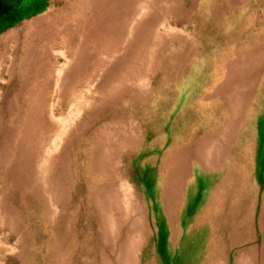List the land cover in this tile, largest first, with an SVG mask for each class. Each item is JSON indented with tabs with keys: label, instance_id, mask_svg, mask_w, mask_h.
<instances>
[{
	"label": "bare ground",
	"instance_id": "bare-ground-1",
	"mask_svg": "<svg viewBox=\"0 0 264 264\" xmlns=\"http://www.w3.org/2000/svg\"><path fill=\"white\" fill-rule=\"evenodd\" d=\"M190 2L197 8V0ZM208 2L204 9L214 14L209 20L219 44L232 45L237 35L246 34L242 59L213 52L180 88L187 63L196 56L167 44L157 54L160 77L155 85L161 94L149 105L147 97L118 83V65L99 77L92 94L87 82L85 95L80 85L72 86L79 99L65 117L60 112L64 94L47 98L52 86L45 77L47 56L30 47L45 21H24L19 32L11 29L9 39L27 50V71L11 68L0 104V219L20 221L18 211L25 209L29 222L36 225V220L49 235L46 264H107L111 258L122 264L140 233L144 212L153 217L151 227L164 237L168 254L178 242L175 229L186 222L180 253L196 257L197 264L213 263L210 238L227 233L225 240L231 241L244 210L243 228L253 227L258 186L250 177L257 171L255 159L260 162L264 153V19L250 23L249 15H217L222 1ZM154 19L143 24L138 42L149 40ZM138 31L128 30L131 36ZM83 39L87 45L90 36ZM134 41L128 39L122 49L131 50ZM184 87V105L174 111ZM60 89L56 82L54 93ZM213 141H220L215 154L210 152ZM62 143L59 156L51 159ZM124 173L148 195L150 209L139 216L122 197L121 191L128 190ZM28 235L24 232L23 241Z\"/></svg>",
	"mask_w": 264,
	"mask_h": 264
},
{
	"label": "rangeland",
	"instance_id": "rangeland-1",
	"mask_svg": "<svg viewBox=\"0 0 264 264\" xmlns=\"http://www.w3.org/2000/svg\"><path fill=\"white\" fill-rule=\"evenodd\" d=\"M221 1L222 11L217 15H249L250 23L264 19V0ZM207 6H209L208 0H199V2L197 0V8L192 6L190 0H0V104L11 68L16 66L19 71H27L25 67L27 50L24 49V43L14 42L8 37L10 32L14 34L11 30L14 27H17L16 30L19 32L24 21H45L46 27H41L37 41L35 43L34 40L31 41L30 47L37 51V55L47 56L44 65L47 69L45 77L48 76L49 83L52 85L51 90L49 87L47 98L49 97L50 100L53 97L55 100L59 93L64 94L61 97L60 112L65 117L69 106L72 103L74 105L79 99V97H74L73 91H70L72 86L80 85L82 95H85L84 87L89 83L91 87L89 93L92 94L94 84L98 83L107 71L118 65V72L121 76L116 77L119 80L118 83L127 85L138 97H147L146 104L149 105L155 97L161 94L155 85L160 77L157 54L166 48L167 44L178 47L185 55L195 54L196 56L187 63V74L189 75L186 74L182 79L180 88L187 80L186 77L199 72L205 65L206 59L214 56L213 52L223 50L226 56L229 55L236 60L242 59L246 34L243 31L241 35H237L236 42L232 45L219 44L216 41L217 32L212 28L213 26L211 27L209 20V15L214 14L204 9ZM200 15L208 16L200 18ZM153 18H155L154 27L149 32V40L145 43V38L142 37V40L138 42V37L144 32L143 29L145 30L143 24ZM162 25L164 27H161ZM131 26L134 32L139 30L132 36L128 32ZM260 28L264 29V23ZM35 33L37 34L36 27ZM23 34H19L20 38ZM88 36L90 39L85 45L83 38ZM132 37L135 38L136 45L131 50H123L128 39ZM96 60H99V63ZM60 68L62 69L58 74L57 70ZM261 78L264 79V76L262 75ZM56 82L62 89L54 93ZM184 88L177 94L174 111H178L184 105V95L188 93V89ZM78 94L77 92L76 95ZM69 96L72 98L68 99ZM93 103L91 102L89 106L91 107ZM82 115L79 116L75 125L81 121ZM135 122L137 131H140L136 119ZM58 127L57 125L54 131L55 136L58 134ZM224 138L221 145H224ZM210 144L212 145L210 152L215 154L220 141H213ZM63 148L62 143L53 152L51 159H56ZM255 162L257 171L250 177L251 182L256 181L258 186L256 195L258 201L251 221L253 227L247 232L243 228L242 222L243 220L245 222L246 216L244 210L236 223L235 235L231 237V241L225 240L226 236H229L227 233L222 237L214 233V236L210 238L212 264H264V222L262 219L264 213V153L261 161L258 162L255 159ZM49 166L51 165L47 167ZM124 176L128 190L121 191L122 197L129 200L131 204L129 208L134 211L135 216H139L138 213L144 209H150L148 195L144 188L141 185L136 186L126 173ZM195 204L196 201L191 202L187 208H193ZM229 204L230 199L227 200L226 206ZM24 212L25 209H22L21 213L18 211L20 221L8 218L2 223L0 219V264H46L48 261L50 254L47 253L46 242L49 235L41 230L36 220V225L30 223L28 214ZM144 213V217L140 220V233L132 241L131 253L127 257H121L122 264H187L190 261L191 264H197L196 257L180 253L187 238L186 222H181L180 228L175 229L178 242L175 250L168 254L164 237H159L154 231L155 228L151 227L154 222L153 217L148 212ZM140 216L142 217L141 214ZM24 232L29 234L27 241H23ZM169 237L171 238V233ZM114 260L111 258L107 264H115Z\"/></svg>",
	"mask_w": 264,
	"mask_h": 264
}]
</instances>
